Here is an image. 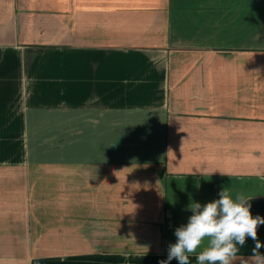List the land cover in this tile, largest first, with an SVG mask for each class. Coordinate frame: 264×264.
Segmentation results:
<instances>
[{
    "label": "crops",
    "instance_id": "obj_1",
    "mask_svg": "<svg viewBox=\"0 0 264 264\" xmlns=\"http://www.w3.org/2000/svg\"><path fill=\"white\" fill-rule=\"evenodd\" d=\"M223 188L264 217V0H0V264H160Z\"/></svg>",
    "mask_w": 264,
    "mask_h": 264
},
{
    "label": "clouds",
    "instance_id": "obj_2",
    "mask_svg": "<svg viewBox=\"0 0 264 264\" xmlns=\"http://www.w3.org/2000/svg\"><path fill=\"white\" fill-rule=\"evenodd\" d=\"M219 199L201 205L191 202L187 210L192 213L185 225L175 229V243L169 244L167 260L178 264H190L195 255L196 264H233L240 248L248 238L255 241L252 255L243 264H264V243L258 239V227L264 225V217L253 216L251 198L243 193H231L223 188Z\"/></svg>",
    "mask_w": 264,
    "mask_h": 264
}]
</instances>
